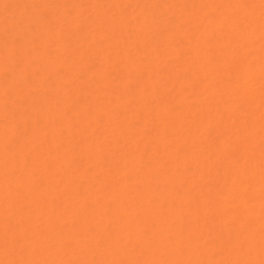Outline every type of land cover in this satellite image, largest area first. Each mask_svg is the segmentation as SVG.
Returning <instances> with one entry per match:
<instances>
[{"label":"bare ground","instance_id":"obj_1","mask_svg":"<svg viewBox=\"0 0 264 264\" xmlns=\"http://www.w3.org/2000/svg\"><path fill=\"white\" fill-rule=\"evenodd\" d=\"M0 264H264V0H0Z\"/></svg>","mask_w":264,"mask_h":264}]
</instances>
